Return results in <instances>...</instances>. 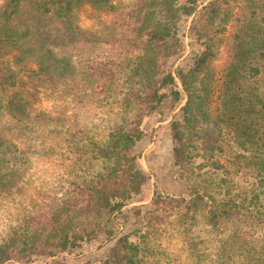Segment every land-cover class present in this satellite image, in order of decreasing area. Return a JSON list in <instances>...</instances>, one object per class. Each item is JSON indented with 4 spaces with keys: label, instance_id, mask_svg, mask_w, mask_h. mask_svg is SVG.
Here are the masks:
<instances>
[{
    "label": "trees",
    "instance_id": "trees-1",
    "mask_svg": "<svg viewBox=\"0 0 264 264\" xmlns=\"http://www.w3.org/2000/svg\"><path fill=\"white\" fill-rule=\"evenodd\" d=\"M112 1L0 5V191L14 187L24 161L29 163L27 148H11L8 124L26 132L37 125L27 126L31 110L21 87L31 93L78 77L97 93H121L133 111L105 140L82 141L81 149L74 143L66 165L75 173H68L59 196L41 200L8 230L0 264L14 259L27 264L33 255L80 247L99 231L109 233L104 215L120 214L145 180L132 149L147 136L149 120L178 102L169 135L176 178L187 182V193L154 194L144 222L119 236L114 252L94 264H182L151 243L170 207L190 264H264V0H208L196 27L192 64L175 71L163 59L177 55L179 21L194 13L200 0H135L127 62L108 76L98 65L78 67L70 49L74 43L99 45V37L79 28L77 13L86 4L112 11ZM65 38L72 44L60 55L53 46ZM121 73L124 84L111 82ZM69 128H63L65 135ZM199 222L207 239L195 234Z\"/></svg>",
    "mask_w": 264,
    "mask_h": 264
},
{
    "label": "rangeland",
    "instance_id": "rangeland-1",
    "mask_svg": "<svg viewBox=\"0 0 264 264\" xmlns=\"http://www.w3.org/2000/svg\"><path fill=\"white\" fill-rule=\"evenodd\" d=\"M4 1L6 0H0V5ZM207 1L200 0L196 11L191 15L182 16L179 21L177 55L165 61L163 59L164 64L166 62L167 67H171L174 71L192 64L195 51L198 49L195 31L204 18L203 5ZM112 2L115 6L112 11L92 8L87 4L78 11L79 28L86 36H97L102 41L97 46L90 43L86 45L74 43L70 49L71 58L78 67L98 65L108 76L115 72V68L119 66L122 68L127 62L124 60L128 52L126 38L130 35V23L134 21L135 5V0ZM114 27L118 28L116 32ZM58 40L60 42L61 39ZM69 40L65 38L63 42L54 45L53 49L60 55L64 54L62 52L69 49L72 44ZM221 62L218 61L217 64ZM26 67L35 66L27 63ZM122 75L121 73L118 81L112 79L111 82L124 84ZM22 79L25 81L26 77L22 76ZM94 90L82 85L78 77L58 81L51 86L39 87L31 93L28 86L18 90L26 98L31 110L26 121L27 126L37 125L35 128L32 127L31 132L18 130V127L9 124L6 130L12 149L27 148L29 163L24 161L26 167L23 176L14 187L5 192L0 191V243L8 230L29 211L35 210L41 200L49 199L54 194L58 196L61 194L62 188L66 186V178L69 174L75 173V168L71 169L66 165L69 162L67 158L76 151L74 143L78 144V149H81L84 144L82 141L105 140L112 129L132 117L133 111L126 109L121 93L104 95ZM179 105L180 102L169 104L163 117L151 118L147 123V136L132 149L138 154L137 164L143 171L145 180L140 195L130 199L120 214L113 219L107 214L104 215V219L108 220L109 233L99 231L89 242L83 243L80 247L68 250L56 248L47 254L33 255L27 264H94L114 252L119 236L144 222L154 194L166 192L177 196L187 193V182L176 178L177 168L172 154L174 142L168 134L169 125H164L166 120L171 121ZM155 123H158L157 127ZM67 126H70L68 129L70 133L65 135L63 128ZM42 147L44 149H41ZM74 159L75 156L72 160ZM91 167L95 171L97 165ZM169 214L162 230L154 234L151 243L166 250L172 257H177L182 264H190L191 260L186 256L182 237L177 230V215L174 207L169 208ZM198 225L195 234L207 239L208 236L201 222ZM209 245L212 243L210 242ZM118 254L119 251H115V255ZM11 263L26 264L15 259L2 264Z\"/></svg>",
    "mask_w": 264,
    "mask_h": 264
},
{
    "label": "crops",
    "instance_id": "crops-1",
    "mask_svg": "<svg viewBox=\"0 0 264 264\" xmlns=\"http://www.w3.org/2000/svg\"><path fill=\"white\" fill-rule=\"evenodd\" d=\"M153 118H155V117H153ZM166 122V124H164L165 126L168 124L169 125V120H166L165 121ZM156 124V125H155ZM154 125H155V127H157L158 125V123H155ZM169 134V133H168ZM168 134H166L167 136H169ZM172 144H173V142H172ZM140 195V194H139Z\"/></svg>",
    "mask_w": 264,
    "mask_h": 264
}]
</instances>
